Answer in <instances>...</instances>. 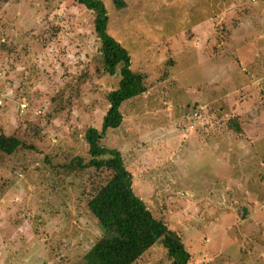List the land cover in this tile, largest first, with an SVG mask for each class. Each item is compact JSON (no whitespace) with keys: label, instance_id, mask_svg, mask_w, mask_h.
<instances>
[{"label":"rangeland","instance_id":"obj_1","mask_svg":"<svg viewBox=\"0 0 264 264\" xmlns=\"http://www.w3.org/2000/svg\"><path fill=\"white\" fill-rule=\"evenodd\" d=\"M102 1L148 86L102 143L187 264H264V0ZM92 20L76 0H0V134L31 146L0 152V264H74L100 233L84 194L105 173L62 166L117 83ZM169 262L157 244L133 264Z\"/></svg>","mask_w":264,"mask_h":264},{"label":"trees","instance_id":"obj_2","mask_svg":"<svg viewBox=\"0 0 264 264\" xmlns=\"http://www.w3.org/2000/svg\"><path fill=\"white\" fill-rule=\"evenodd\" d=\"M76 1L93 14L92 23L99 41V64L95 71L100 76L115 77L117 83L106 94L108 108L100 128L88 126L85 129L87 157L76 154L68 163L62 164L81 176L105 173L104 181L100 184L92 181L91 188L84 194L86 210L96 221L100 233L74 264H133L157 244L165 249L169 264H187L190 253L178 232L155 218L146 202L134 192L132 173L120 150L102 143L107 130L119 128L122 123L121 104L148 90L146 75L142 68L133 67L132 57L136 52L130 49L129 52L108 32L110 15L104 2ZM113 1L117 7L123 5L122 0ZM231 124L239 130L236 120ZM20 145L31 147L15 136L0 134V152L9 155Z\"/></svg>","mask_w":264,"mask_h":264},{"label":"built area","instance_id":"obj_3","mask_svg":"<svg viewBox=\"0 0 264 264\" xmlns=\"http://www.w3.org/2000/svg\"><path fill=\"white\" fill-rule=\"evenodd\" d=\"M0 103H1V100H0ZM22 107L24 106V105H21Z\"/></svg>","mask_w":264,"mask_h":264},{"label":"crops","instance_id":"obj_4","mask_svg":"<svg viewBox=\"0 0 264 264\" xmlns=\"http://www.w3.org/2000/svg\"><path fill=\"white\" fill-rule=\"evenodd\" d=\"M257 204V203H256Z\"/></svg>","mask_w":264,"mask_h":264}]
</instances>
